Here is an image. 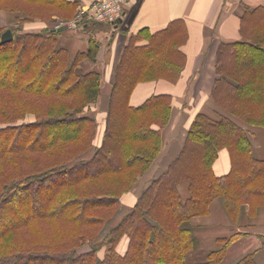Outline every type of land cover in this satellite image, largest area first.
Returning a JSON list of instances; mask_svg holds the SVG:
<instances>
[{
	"label": "trees",
	"instance_id": "obj_1",
	"mask_svg": "<svg viewBox=\"0 0 264 264\" xmlns=\"http://www.w3.org/2000/svg\"><path fill=\"white\" fill-rule=\"evenodd\" d=\"M80 4L0 0L8 10L43 17L71 16ZM110 26L85 22L89 47L73 60L58 41L59 28L12 27L8 42L0 29V264H220L239 234L225 238L206 261L192 263L193 235L184 223L207 213L217 196L232 212L264 199V159L254 157L248 129L238 122L264 127V6L246 8L242 38L218 48L212 97L225 113L215 119L196 112L179 154L158 175L150 169L162 151L173 94L155 93L140 105L130 98L141 81L180 79L187 28L178 20L131 37L116 66L97 144L100 123L90 108L100 98L102 73L77 67L84 58L96 62L101 41L95 32ZM144 36L148 43L137 44ZM222 149L230 153L231 170L217 175ZM146 178L125 210L123 195ZM184 180L191 192L185 201L179 189ZM85 244L89 250L81 252ZM236 264H256L253 253Z\"/></svg>",
	"mask_w": 264,
	"mask_h": 264
},
{
	"label": "crops",
	"instance_id": "obj_2",
	"mask_svg": "<svg viewBox=\"0 0 264 264\" xmlns=\"http://www.w3.org/2000/svg\"><path fill=\"white\" fill-rule=\"evenodd\" d=\"M89 1L81 0V3ZM260 6H264V0H129L124 6L123 19L117 26H111L110 32L102 29L95 32L101 41L97 60L93 62L84 58L77 71L83 73L95 67L101 71L102 89L98 101H102L106 109L117 63L131 37L142 30L148 34L154 33L178 20L186 25L187 35L180 49L186 54L187 63L180 79L177 82L165 78L141 81L130 98L132 105H140L152 94H173L172 116L162 131V151L150 169L152 175L163 172L179 154L196 112H205L215 119L225 113L212 97L217 76L218 48L223 42L240 40L242 16L246 8ZM14 16L11 10H0V25L11 24ZM39 21L37 27H32L33 23H25V30L56 29L46 21ZM59 30L58 41L69 49L72 60L79 52L88 50L91 33L85 29ZM148 41L144 36L136 43L146 44ZM102 96L104 98L101 99ZM238 122L248 129L254 157L264 159V127ZM100 132L96 138L97 144L101 141ZM230 170V153L228 149H222L214 163V171L217 175H223ZM148 180L143 179L142 186L148 184ZM179 189L182 200H187L191 195L190 182L182 181ZM184 226L190 228L193 235V247L187 254L188 262L206 261L210 252L223 247L225 238L238 233L239 236L227 247L220 264H236L248 253H253L256 264H264V199L244 202L232 212L227 199L217 196L210 203L207 213L192 216Z\"/></svg>",
	"mask_w": 264,
	"mask_h": 264
},
{
	"label": "rangeland",
	"instance_id": "obj_3",
	"mask_svg": "<svg viewBox=\"0 0 264 264\" xmlns=\"http://www.w3.org/2000/svg\"><path fill=\"white\" fill-rule=\"evenodd\" d=\"M0 10H4L6 12L7 11H10L6 7H4V6H0ZM42 10H43V8L41 7L39 10L37 9V12L41 14ZM78 11H79V7L74 12V14L71 15V16H64V14H60L58 12H55L53 14H50V15L46 16L45 15L46 12H45L44 13V17L41 16V15H39V14H37L39 16H35V15L30 14L28 12L27 13L26 12H23L22 15H21L18 12L16 13L15 11H11V12H14V14H15L14 17L15 18H13V21L11 22V24H8V23L6 24L5 23L4 25H0V29H4V31H5L8 28L14 27V28H20L21 30L26 31L25 28H24L25 27V25H24L25 23H28V24L29 23H33L32 27H37L36 26L37 25V22L40 23L41 21H39V20H42V21H46L47 23H50L52 27H56V25L64 23L63 24L64 25V28H69L71 30L72 29H74V30H80V29L83 28L82 27L83 26L82 25L83 22H81L80 25L77 28L70 27L69 24H68V22H71L77 16ZM111 29H112V27L110 26V28L108 29L109 32H110ZM195 95L196 94H193L192 96H195ZM102 98H104V97L102 96L101 99ZM90 109H91L90 111L93 112V113H95V115L98 118V121L100 123L99 132L101 130L100 135H102L103 134V131L105 129V116H106V112H107L106 110H107V108L106 109L104 108V105L102 104V101H97L95 104L92 105V107ZM33 117L34 116L29 115L28 118L29 119H33ZM146 185H147V183L144 184V186H142V184H137V186L134 187V189L131 192L123 195L122 204H123V208L125 210L130 209L134 205V203H135V201L137 199V195L140 193V191L142 190V188L145 187ZM119 217H120V215L117 218H114L112 220V222L109 223V226L112 227L113 225H115L119 221V219H120ZM127 243H128V239L125 238L123 240V242L118 247L119 248V251L124 252L125 249H126ZM104 249L105 248L101 249L100 255H103ZM87 250H89V245L88 244H85L84 246H82L80 248V251L81 252L87 251Z\"/></svg>",
	"mask_w": 264,
	"mask_h": 264
},
{
	"label": "built area",
	"instance_id": "obj_4",
	"mask_svg": "<svg viewBox=\"0 0 264 264\" xmlns=\"http://www.w3.org/2000/svg\"><path fill=\"white\" fill-rule=\"evenodd\" d=\"M129 0H91L81 3L77 16L68 22L70 27L77 28L81 22H108L112 27L117 26L123 19L124 6ZM62 24L56 25L64 27Z\"/></svg>",
	"mask_w": 264,
	"mask_h": 264
},
{
	"label": "water",
	"instance_id": "obj_5",
	"mask_svg": "<svg viewBox=\"0 0 264 264\" xmlns=\"http://www.w3.org/2000/svg\"><path fill=\"white\" fill-rule=\"evenodd\" d=\"M14 38V34L11 28H8L2 33V41L8 42L11 41Z\"/></svg>",
	"mask_w": 264,
	"mask_h": 264
}]
</instances>
